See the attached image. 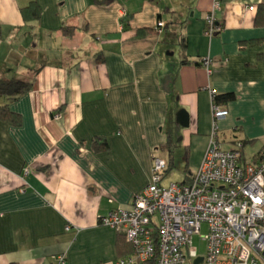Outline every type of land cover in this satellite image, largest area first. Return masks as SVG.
I'll use <instances>...</instances> for the list:
<instances>
[{
    "label": "crops",
    "instance_id": "0c3cea01",
    "mask_svg": "<svg viewBox=\"0 0 264 264\" xmlns=\"http://www.w3.org/2000/svg\"><path fill=\"white\" fill-rule=\"evenodd\" d=\"M31 1L0 0V80L33 83L16 100L0 94L21 119L0 118V264L131 255L100 217L130 207L155 156L175 165L183 153L195 172L214 121L211 91L234 95L220 103L223 148L241 141L246 161L262 158L264 0H35L41 16L25 20ZM214 1L223 27L211 37ZM182 108L188 127L177 123Z\"/></svg>",
    "mask_w": 264,
    "mask_h": 264
},
{
    "label": "built area",
    "instance_id": "2783aa9c",
    "mask_svg": "<svg viewBox=\"0 0 264 264\" xmlns=\"http://www.w3.org/2000/svg\"><path fill=\"white\" fill-rule=\"evenodd\" d=\"M219 9L220 2L214 1L205 16V33L211 37L223 27ZM164 26L163 21L157 24L160 31ZM211 93L210 141L190 181L165 185L168 161L155 156L151 180L133 195L130 207L100 217L102 225L133 245V253L116 264H195L200 256L199 264H264V156L259 162L246 161L241 141L233 149L223 148L218 120L228 110L215 102V91ZM60 118L61 113H55V119ZM204 224L207 231L202 233ZM195 235L205 243L204 253L194 244ZM57 264H66L65 255L57 257Z\"/></svg>",
    "mask_w": 264,
    "mask_h": 264
},
{
    "label": "trees",
    "instance_id": "16d2710c",
    "mask_svg": "<svg viewBox=\"0 0 264 264\" xmlns=\"http://www.w3.org/2000/svg\"><path fill=\"white\" fill-rule=\"evenodd\" d=\"M21 12L25 20L39 19L41 16V7L37 3V1L33 0L27 6L23 7L21 9ZM32 84L33 83L31 81H25L17 78L0 80V94L7 96L9 100H16L21 95L28 92L31 89ZM232 98H234V95L232 93L216 94L214 100L217 104H220ZM0 118H3L6 121L15 125H18L21 122L19 114L13 112L10 109L8 103L3 106H0ZM94 141L97 149L106 148L108 146L107 141H105L101 136H97ZM169 145L170 142L167 143L168 147ZM184 159L185 162H187V155L184 156ZM259 161L260 160H258V162ZM172 167H174V164L171 161L170 165L168 164V167L165 170V176L168 174V172L171 170ZM185 169L187 174L183 183L188 182L191 179V172L187 167ZM148 264H154V260L150 261Z\"/></svg>",
    "mask_w": 264,
    "mask_h": 264
},
{
    "label": "rangeland",
    "instance_id": "374dc122",
    "mask_svg": "<svg viewBox=\"0 0 264 264\" xmlns=\"http://www.w3.org/2000/svg\"><path fill=\"white\" fill-rule=\"evenodd\" d=\"M173 48V45H171ZM175 50H178L176 46H174ZM164 156V153L162 154ZM173 159L175 162L174 167L171 168V170L168 172V174L165 176L164 184L168 185L170 182L177 181L181 182L186 175V171L184 169V163H183V153H173ZM190 171H193L192 167H189ZM186 172V173H185ZM207 231V227L204 224L202 228V233H205ZM193 242L195 245L198 246L201 253H204L205 249V243L201 241L200 235H195L193 238Z\"/></svg>",
    "mask_w": 264,
    "mask_h": 264
},
{
    "label": "water",
    "instance_id": "95a60500",
    "mask_svg": "<svg viewBox=\"0 0 264 264\" xmlns=\"http://www.w3.org/2000/svg\"><path fill=\"white\" fill-rule=\"evenodd\" d=\"M177 123L180 124L183 127H188L189 126V113L186 109L182 108L180 109L177 114ZM203 260V257L200 256L195 260V264H199Z\"/></svg>",
    "mask_w": 264,
    "mask_h": 264
}]
</instances>
